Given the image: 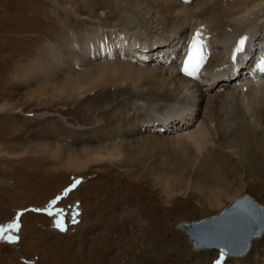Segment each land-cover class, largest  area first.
<instances>
[{"label": "bare ground", "instance_id": "1", "mask_svg": "<svg viewBox=\"0 0 264 264\" xmlns=\"http://www.w3.org/2000/svg\"><path fill=\"white\" fill-rule=\"evenodd\" d=\"M98 3L96 7L101 11L96 14L92 5L83 2L82 9L87 15L80 17L73 2L54 1L57 10L46 12L55 15L52 29L63 24L60 11L65 13L68 22L45 44L44 52L48 56H41L42 62L29 72L42 82L40 90L33 88L29 93H22L26 103L34 98L42 101L47 94L57 105L87 98L81 106L95 115L97 128H94L100 134L95 137L96 144L84 145L79 153L71 150L65 153L67 169L78 175L93 164L129 165L132 146L138 143L137 146L153 149L162 156L173 154L163 157L177 165L176 169L167 166L166 171V166L162 165L164 171L149 178L166 198L174 196L169 190L171 183L178 180L186 184L188 181L189 174H178V165L209 169L205 171L206 177L201 178L203 181L197 179L193 186L211 207H217L212 214L222 213L244 196L238 198V192L227 191L225 178L217 171L220 167L234 171L236 166L247 165L250 160L261 164V168H256L258 174L261 173L256 185L264 191V75L258 66L259 60L264 58V0H113ZM0 5L2 10L4 5L6 7L0 14L4 18L0 21L1 33L15 39L17 34L32 29L27 21L29 4L27 8L23 2H0ZM17 5L19 7L15 8ZM75 23L80 27L78 30L68 29V24L72 27ZM197 32L208 55L199 76L191 78L182 73V61ZM240 39L244 41L242 46ZM119 108L123 111L114 113L110 122L101 119L103 113ZM22 110L8 103L0 104V113L14 114ZM241 146H245L244 150ZM41 147L55 157L61 151L59 147ZM247 150L256 152L255 160L254 157L250 159L254 155L250 156ZM162 164L168 165L164 161ZM57 209L62 210L55 207L53 212ZM64 209L75 219L80 217L78 202ZM63 214L62 210L51 216L54 227L57 220L62 219L66 230ZM195 222L198 220L192 221ZM190 223L183 222L181 228L192 241L184 227L191 226ZM206 227L208 231L217 228L216 223H211L201 230ZM261 236V232L256 234L251 244H261ZM47 260L48 264L55 262ZM114 261V264L133 262ZM76 262L69 259L68 264ZM97 263L109 264L106 258L82 264ZM232 264L240 263L233 260Z\"/></svg>", "mask_w": 264, "mask_h": 264}, {"label": "rangeland", "instance_id": "2", "mask_svg": "<svg viewBox=\"0 0 264 264\" xmlns=\"http://www.w3.org/2000/svg\"><path fill=\"white\" fill-rule=\"evenodd\" d=\"M54 1L73 2L76 12L82 17L87 15V11L82 9L83 2L92 5L96 14L101 11L96 7L98 2H113L0 0L23 2L26 8L29 4L27 21L32 28L17 34V39L0 32V104L8 103L12 108L23 109L20 113H0V224H8L18 213H23L19 219L20 231L12 233L18 235L19 240H0V264H37L39 259L42 260L40 264H48L47 259H53V264H68L69 259L82 264L88 260L99 262L102 258H106L109 264H114V260H120V263L132 260V264H215L221 251L216 248L195 249L190 236L181 228L183 222L192 223L221 213L212 214L217 207H211L193 186L195 180L206 177L209 169L178 165V174H189L188 181L186 184L178 180L171 183L169 190L174 196L166 198L149 178L162 173L165 168L162 165L166 166V171L167 166L176 169L177 165L163 157L173 154L162 156L136 143L132 146L129 165L93 164L81 174H72L63 157L68 150L79 153L84 145L96 144L95 137L100 134L95 129V115L87 113L81 106L87 98L58 105L51 102L50 94L42 101L34 98L26 103L22 99V95L33 88L40 90L42 82L39 83L40 80L38 82L29 72L48 56L44 52L47 43L53 39L56 30H61V26L68 22L65 13L60 11L63 24L55 26L58 27L56 30L52 29L55 15L46 12L57 10ZM5 8L4 5L2 10L0 5L1 15ZM3 19L0 17V21ZM71 26L68 24V29L80 28L76 23ZM27 74L28 77L25 76ZM122 111L123 108H119L100 117L108 123L114 113ZM42 145L59 147L61 151L56 157L51 156ZM241 147L244 150L245 146ZM247 153L254 155L250 159L254 157L255 160L256 152L247 150ZM250 161L247 165L236 166V171H228L224 167L217 171L221 178H225L227 191L238 192V198L249 194L264 208V191L256 185V180L261 179L256 168H261V164ZM52 201L56 203L51 205ZM75 202L80 205V217L77 219L65 213L64 209H70ZM50 206L52 209L62 208L66 230L54 227L52 216L47 212L33 211ZM259 239L262 243H252L247 254L241 257L226 254L223 264L227 260L228 264L233 260L240 264H264V231Z\"/></svg>", "mask_w": 264, "mask_h": 264}, {"label": "water", "instance_id": "3", "mask_svg": "<svg viewBox=\"0 0 264 264\" xmlns=\"http://www.w3.org/2000/svg\"><path fill=\"white\" fill-rule=\"evenodd\" d=\"M216 223V230H201ZM195 249L216 248L233 256L245 255L252 238L264 231V208L249 194L236 199L222 213L185 225Z\"/></svg>", "mask_w": 264, "mask_h": 264}, {"label": "snow or ice", "instance_id": "4", "mask_svg": "<svg viewBox=\"0 0 264 264\" xmlns=\"http://www.w3.org/2000/svg\"><path fill=\"white\" fill-rule=\"evenodd\" d=\"M243 43L244 41L241 40L240 41L241 46L243 45ZM203 49H204V42L201 39L200 33L197 32V34L195 35V37L193 38L191 42L188 57L183 62L182 71L185 74L192 76V77H197L198 71L200 67L202 66L204 59H205ZM77 183H79V181H77ZM72 187H75V184H73ZM55 203L56 201H52L51 205H54ZM24 211H27V209H25ZM33 211H37V212L45 211L49 215H55V214H58L62 210L57 209L54 213L53 209L50 206L45 209H33ZM22 214H23L22 212L18 213L16 218L8 224H0V240H4L8 242H16L19 240V236L13 235L12 233L13 231L17 233L20 231L21 224L19 222V219ZM56 227H58L62 231L65 230L62 219L57 220ZM219 255H220V259L216 261V264H221V261L224 259L226 253L221 251Z\"/></svg>", "mask_w": 264, "mask_h": 264}]
</instances>
